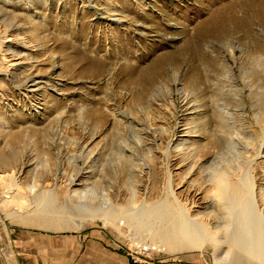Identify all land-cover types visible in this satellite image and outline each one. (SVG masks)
Returning <instances> with one entry per match:
<instances>
[{
  "label": "rangeland",
  "instance_id": "1",
  "mask_svg": "<svg viewBox=\"0 0 264 264\" xmlns=\"http://www.w3.org/2000/svg\"><path fill=\"white\" fill-rule=\"evenodd\" d=\"M221 171L248 176L241 217L264 233V0H0V175L22 194L0 206V264H21L14 239L229 264ZM183 217L215 239L193 245ZM233 251L264 264L246 254L264 235Z\"/></svg>",
  "mask_w": 264,
  "mask_h": 264
},
{
  "label": "bare ground",
  "instance_id": "2",
  "mask_svg": "<svg viewBox=\"0 0 264 264\" xmlns=\"http://www.w3.org/2000/svg\"><path fill=\"white\" fill-rule=\"evenodd\" d=\"M149 80L150 82H152L153 75H151L148 81ZM140 83L143 86V82L140 81ZM246 176L247 175L245 174L243 175V177L234 180L233 175H231L230 173L221 171L217 173V176L214 181V186H213L215 196L217 197L215 198V200L219 203L220 212L224 216L223 217V228H224L223 231L226 234L225 238L229 239L228 241L229 243H231L230 244V252L232 251L230 253L231 255L229 253L228 254L226 253L227 255H230L232 259L229 264H249L247 260L245 261L244 260L245 258L243 259V257L239 256V254L238 255L236 254L234 256L233 250L238 249L244 252V239H256L260 235H264V233L261 230L259 232V236L257 234L258 221H255L253 219L251 220V217L249 215H244L243 217H241L243 213L242 210L246 202L248 201L249 197H251V188L249 189L248 187V181H247ZM6 178L8 177L0 175V186L3 188L2 195H0V206L1 207H8L11 204H16L18 202V196L22 195V194L21 195L18 194L17 196V194L14 193L15 189L18 190V188L16 187V184L14 183L12 179L8 180ZM20 204L18 203L17 205L19 206ZM14 206H13V210H14ZM9 211L10 210H7V212ZM11 212H14V211L11 210L10 213L8 214H10V216L13 217L14 214H12ZM181 213L184 216L185 212L183 210L181 211ZM18 220H20L21 222L22 221L24 222L25 218H18ZM188 220H189L188 218L183 217L184 224L181 226V229L183 231L182 233L185 236L193 239L192 240V242L194 243L193 245L198 246L200 248L202 244L201 239H212V240L215 239L216 237L214 233L215 231L208 232L206 227H202L201 225H198L195 222L192 223ZM144 225L148 226L146 222L144 223ZM157 238L158 239H168L169 240V245H168L169 250L179 249L184 246L178 240L173 239L174 238L173 234H168V235L160 236ZM220 238H221V235L219 236V239ZM193 245H189V246H193ZM246 254L255 259H258L259 262H264V255L261 258H258L256 255L252 253L247 252ZM249 258L250 257H248V260H251Z\"/></svg>",
  "mask_w": 264,
  "mask_h": 264
},
{
  "label": "crops",
  "instance_id": "3",
  "mask_svg": "<svg viewBox=\"0 0 264 264\" xmlns=\"http://www.w3.org/2000/svg\"><path fill=\"white\" fill-rule=\"evenodd\" d=\"M23 244L21 264H128L113 239H14Z\"/></svg>",
  "mask_w": 264,
  "mask_h": 264
},
{
  "label": "built area",
  "instance_id": "4",
  "mask_svg": "<svg viewBox=\"0 0 264 264\" xmlns=\"http://www.w3.org/2000/svg\"><path fill=\"white\" fill-rule=\"evenodd\" d=\"M128 264H161L157 261L153 262V261H149L147 259H142L139 256H134V255H130L129 257V261Z\"/></svg>",
  "mask_w": 264,
  "mask_h": 264
}]
</instances>
